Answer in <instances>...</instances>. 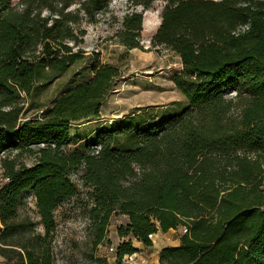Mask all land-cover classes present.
I'll list each match as a JSON object with an SVG mask.
<instances>
[{
  "label": "trees",
  "instance_id": "trees-1",
  "mask_svg": "<svg viewBox=\"0 0 264 264\" xmlns=\"http://www.w3.org/2000/svg\"><path fill=\"white\" fill-rule=\"evenodd\" d=\"M110 2L0 0V257L56 264L54 213L78 192L74 172L91 189L93 249L112 216L127 217L116 231L126 238L113 248L117 264L137 252L130 238L149 247V235L179 228L186 232L159 251L158 264H264V0H164L151 47L179 58L171 80L186 106L158 122L129 116L70 151L72 125L99 119L120 70L96 58L89 79L50 107L32 97L84 57L83 25ZM141 31L142 13L128 12L115 44L141 49ZM26 196L37 222L20 213Z\"/></svg>",
  "mask_w": 264,
  "mask_h": 264
},
{
  "label": "rangeland",
  "instance_id": "rangeland-1",
  "mask_svg": "<svg viewBox=\"0 0 264 264\" xmlns=\"http://www.w3.org/2000/svg\"><path fill=\"white\" fill-rule=\"evenodd\" d=\"M18 6L19 0H12ZM143 4H148L144 8ZM164 0H111L106 11L101 13L95 23L84 24L86 33L80 48L84 57L76 62L63 75L35 90L32 97L33 106L39 104L44 108L67 88L86 81L91 76L94 59L101 64L117 67L121 76L116 80L113 90L100 109L99 119L80 121L71 127L70 151L83 149L95 141L96 133L113 125L124 123L129 116L139 121L158 122L179 114L186 106L183 96L174 88L172 76L180 69L179 58L163 47H151V38L159 23ZM142 13L141 49H125L115 44L114 35L120 28L121 19L131 11ZM27 112L24 116H33L36 111ZM125 142L121 137L116 145ZM19 162L30 166L34 159L22 155ZM78 173H71V179L78 188L77 194L63 202L55 211L56 228L53 233V255L56 264H97L91 259L103 257L111 260L115 248L126 238H118L117 228L127 222L123 215L112 216L107 228L104 243L93 249L91 246L90 228L86 217V205L90 203V188L82 185L77 179ZM0 167V184L5 182ZM34 222L38 221L34 201L25 197V206L20 209ZM37 230L42 231L37 225ZM179 234L181 233L180 228ZM112 264V263H111Z\"/></svg>",
  "mask_w": 264,
  "mask_h": 264
},
{
  "label": "crops",
  "instance_id": "crops-1",
  "mask_svg": "<svg viewBox=\"0 0 264 264\" xmlns=\"http://www.w3.org/2000/svg\"><path fill=\"white\" fill-rule=\"evenodd\" d=\"M178 238L179 230L171 229L165 233L158 232L154 234L150 239L151 246L149 247L143 246L133 238H130V240L132 247L137 249V252L134 255L136 256L138 264H158L159 251L167 246H177L179 244ZM111 263L117 264L114 256L111 260L107 259V264ZM0 264H6L1 257Z\"/></svg>",
  "mask_w": 264,
  "mask_h": 264
},
{
  "label": "built area",
  "instance_id": "built-area-1",
  "mask_svg": "<svg viewBox=\"0 0 264 264\" xmlns=\"http://www.w3.org/2000/svg\"><path fill=\"white\" fill-rule=\"evenodd\" d=\"M181 231H182V233H185L186 229L182 228ZM152 236L153 235H149V239H151ZM111 250H113V248H111ZM122 260L124 263H127V264H138L136 256L134 254H132L130 256H124Z\"/></svg>",
  "mask_w": 264,
  "mask_h": 264
}]
</instances>
